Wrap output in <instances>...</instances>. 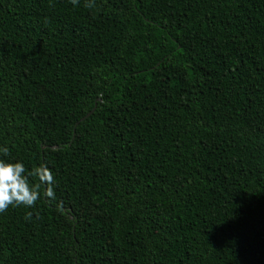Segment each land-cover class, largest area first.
Instances as JSON below:
<instances>
[{
  "label": "trees",
  "instance_id": "1",
  "mask_svg": "<svg viewBox=\"0 0 264 264\" xmlns=\"http://www.w3.org/2000/svg\"><path fill=\"white\" fill-rule=\"evenodd\" d=\"M3 147L0 264H264V0H0Z\"/></svg>",
  "mask_w": 264,
  "mask_h": 264
},
{
  "label": "clouds",
  "instance_id": "2",
  "mask_svg": "<svg viewBox=\"0 0 264 264\" xmlns=\"http://www.w3.org/2000/svg\"><path fill=\"white\" fill-rule=\"evenodd\" d=\"M78 0H71L76 5ZM4 156L9 155L7 147L0 148ZM55 179L51 170L41 164L28 171L23 163L6 162L0 159V213L9 206H34L41 198V189L48 198L54 197Z\"/></svg>",
  "mask_w": 264,
  "mask_h": 264
},
{
  "label": "water",
  "instance_id": "3",
  "mask_svg": "<svg viewBox=\"0 0 264 264\" xmlns=\"http://www.w3.org/2000/svg\"><path fill=\"white\" fill-rule=\"evenodd\" d=\"M94 110V109H93ZM93 110H91L89 113H87L84 117H82L80 120L83 121L85 118H87L89 115H91V113L93 112ZM74 135V132H73Z\"/></svg>",
  "mask_w": 264,
  "mask_h": 264
}]
</instances>
